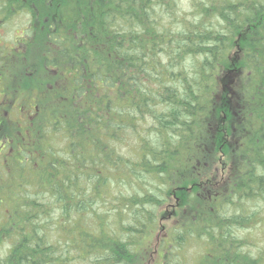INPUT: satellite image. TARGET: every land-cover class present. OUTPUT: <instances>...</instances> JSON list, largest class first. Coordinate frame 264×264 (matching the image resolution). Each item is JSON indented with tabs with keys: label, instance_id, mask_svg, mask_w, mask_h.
Wrapping results in <instances>:
<instances>
[{
	"label": "trees",
	"instance_id": "obj_1",
	"mask_svg": "<svg viewBox=\"0 0 264 264\" xmlns=\"http://www.w3.org/2000/svg\"><path fill=\"white\" fill-rule=\"evenodd\" d=\"M188 3L0 0V264H135L176 189L162 264H264V0Z\"/></svg>",
	"mask_w": 264,
	"mask_h": 264
},
{
	"label": "rangeland",
	"instance_id": "obj_2",
	"mask_svg": "<svg viewBox=\"0 0 264 264\" xmlns=\"http://www.w3.org/2000/svg\"><path fill=\"white\" fill-rule=\"evenodd\" d=\"M181 1H182L183 9H189L190 4L188 3V0H181ZM27 25H28L27 16L19 17L18 15L13 17V19L10 20L9 23L5 24L0 29V42L4 44L5 42L8 43L7 41H12V39L15 37V32H17V29L19 28L21 31V29L25 28ZM20 31L18 32L20 33ZM2 51H0V54L2 53ZM229 134L230 135L226 136L224 144L222 140V142L219 143V145L220 146L222 144L223 145L221 147L217 146V149L219 148L218 151L220 153H218L215 150L214 151L216 153L213 152V150L209 151L207 158L202 159L201 162L198 163V168H199L198 174L196 176L187 174L186 180L198 177L196 185H198L200 188L208 189L209 191L218 190L221 187V185L233 172V170L239 166L237 162L238 156L236 155L237 140H235V138L239 136L237 133H235L232 136H231V132ZM47 147H49V144L47 145ZM32 158L37 159L34 155H32ZM200 165L202 166V169ZM20 185L21 184H19L18 187L15 188L16 191L21 190ZM22 189L24 190V188ZM180 189H184L185 191L184 193L186 194L185 198L188 200L189 195H191V187L189 185L186 187L185 185H181ZM176 190L171 193L172 197L168 198L167 202H165L159 208L156 215L157 216L156 227H153L152 230L153 232L146 237L145 241L138 250L137 252L138 256L136 258L135 264H162L160 249L163 250V248H166V246L163 245L162 247H159V244L163 243L164 240L166 241V243L171 241V234L173 229L172 227L180 222L179 220L181 219L182 213L184 212L180 209V206L183 205L184 198L178 197L177 194L179 190L178 191ZM203 195L204 192L201 195L198 194L199 197ZM11 199H12L11 196L5 197L4 193L0 191V211H5L10 209ZM262 217H264V209H263ZM260 226L263 227L262 224ZM78 231H80V228L78 229ZM261 234H262L261 235L262 238L260 237L259 241L260 243L261 242L264 243V230ZM148 249H150L149 254L146 253Z\"/></svg>",
	"mask_w": 264,
	"mask_h": 264
}]
</instances>
